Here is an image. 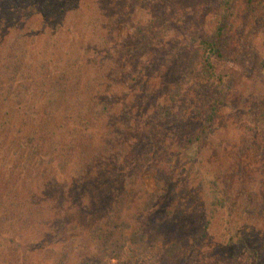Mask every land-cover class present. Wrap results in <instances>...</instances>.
I'll list each match as a JSON object with an SVG mask.
<instances>
[{"label": "trees", "instance_id": "trees-1", "mask_svg": "<svg viewBox=\"0 0 264 264\" xmlns=\"http://www.w3.org/2000/svg\"><path fill=\"white\" fill-rule=\"evenodd\" d=\"M189 180L200 264H264V0H0V264L173 259L143 215Z\"/></svg>", "mask_w": 264, "mask_h": 264}, {"label": "rangeland", "instance_id": "rangeland-1", "mask_svg": "<svg viewBox=\"0 0 264 264\" xmlns=\"http://www.w3.org/2000/svg\"><path fill=\"white\" fill-rule=\"evenodd\" d=\"M245 40L237 36L235 38L234 45L238 52L245 53V58L247 55L248 62L244 63V67L238 68V64L236 63V68H229V70H235L238 71L242 76L240 79L241 81L237 83V87L246 89L248 84H251L250 82V76H248V72L251 73V62L249 61L250 55L252 53H255L256 48L258 47V43L254 42L253 44H248L245 47L242 45ZM249 45L254 46L252 49L249 48ZM257 52V51H256ZM191 115V112H188L186 114L185 118H189ZM188 122H185L187 125H192L196 119L190 118L187 119ZM221 122V121H220ZM221 128L223 126L220 125ZM225 122V119L223 120ZM169 133L167 136V142L156 139H152L151 142H153L156 147V153H158V149L160 148V145H158L156 142L161 143V146L164 148H169L170 143L172 146H175L178 143L179 136L178 133L181 132V127H175L173 129H168ZM188 128L186 129V131ZM160 135H162L160 133ZM141 142L144 144H149L150 139L148 136H144L143 138H137L134 140V146L138 145ZM173 142V143H172ZM132 148V152L130 154V157L137 155V149ZM164 153V152H163ZM159 154V153H158ZM196 155V148L194 145H189L188 149L184 152V160L189 161L193 160L194 156ZM154 163H157V159H153ZM144 183L148 187L150 191L154 189V181L153 176L151 174H147L143 178ZM181 181V180H176ZM192 181V180H191ZM189 180L188 183H185L182 187V190L178 192V188H173L172 192L167 191V194L164 196H161L158 198L157 202L155 203V206L152 211L144 214L143 219L146 220L148 224H144L146 227V231L149 234V237L151 240L156 241L158 244L163 245L164 247H168L173 242H178L182 246V251H180L173 259H167L165 257H162L160 261L157 264H190L193 259L198 260L196 264H200V255L198 254V251L195 252L192 251V242L194 241V236L197 232V226L199 225L201 219H203V212L206 206L208 205L209 197L206 198L203 187L198 188L196 183H193ZM179 201V205L176 209L173 208L172 200ZM94 207L96 205H93ZM95 210H100V207L95 208ZM94 212V210H93ZM97 211L94 212V214L90 213H83L79 216H72L70 215H62L65 216L67 225L71 226L73 224L82 225L83 223H88L92 220V222L97 218H103V216H98ZM83 215V216H81ZM91 219V220H90ZM161 222V223H160ZM92 226V223L88 224L86 229H89ZM206 250V249H205Z\"/></svg>", "mask_w": 264, "mask_h": 264}]
</instances>
